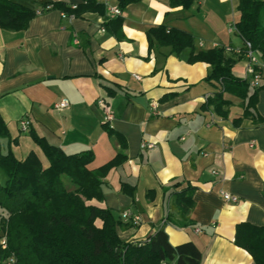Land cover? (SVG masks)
Masks as SVG:
<instances>
[{
  "label": "crops",
  "instance_id": "1",
  "mask_svg": "<svg viewBox=\"0 0 264 264\" xmlns=\"http://www.w3.org/2000/svg\"><path fill=\"white\" fill-rule=\"evenodd\" d=\"M46 1L81 3L20 2L38 10ZM97 1L105 5L103 16L68 17L50 9L25 30L0 27V117L8 132L0 138V153L9 148L23 160L32 152L47 167L31 133L65 154L91 150L90 170L122 153L125 160L103 178V199L92 200L121 222L122 241H143L163 227L171 245L191 241L201 252L200 264H254L233 241L238 223L264 226V76L258 87L249 86V94L257 89L252 115L243 116L246 100L226 92L221 116L203 107L221 89L219 82L205 80L210 65L188 63L189 49L176 56L146 35L164 24L190 33L196 52L228 48L223 52L234 61L233 75L246 81L243 40L229 28L239 20V0H193L187 10L171 7L169 0H137L123 9L118 0ZM114 8L121 14H113ZM117 16L121 38L103 26ZM63 98L69 107L54 110ZM21 120L27 121L24 130ZM142 141L154 146L141 148ZM174 182L179 185L172 187ZM122 183L133 187L132 196ZM187 185L194 188L189 224L164 222L167 194ZM221 191L238 200L225 201Z\"/></svg>",
  "mask_w": 264,
  "mask_h": 264
},
{
  "label": "trees",
  "instance_id": "2",
  "mask_svg": "<svg viewBox=\"0 0 264 264\" xmlns=\"http://www.w3.org/2000/svg\"><path fill=\"white\" fill-rule=\"evenodd\" d=\"M20 1L0 0L1 28L25 30L38 13L50 9H58L68 17H79L84 12L103 16L106 9L97 0H81L74 7L46 1L38 10ZM135 1L118 0V6L123 9ZM192 2L169 0L171 7L184 10ZM238 10L239 20L233 24L236 33L264 59V0H239ZM121 22L117 16L106 19L103 26L117 34ZM146 35L150 44L155 41L159 46H169L176 56L189 49L185 58L188 63L203 61L210 65L205 80L219 82L221 89L206 98L204 108L212 107L214 112L225 116L222 108L228 103L224 97L227 92L246 100L243 116L252 115L257 89L249 94L247 81L233 75L234 61L225 56L223 47L196 52L190 33L164 24L148 29ZM116 36L121 38L120 34ZM102 125L109 134L119 136L107 124ZM7 136L0 117V138ZM31 136L42 148L49 162L47 167L32 152L23 160H17L9 148L0 153V170L6 176L4 183H0V264H200L199 249L191 241L171 245L163 227L143 241H122L117 234L121 222L110 209L92 203L103 199V178L110 167L125 160L124 154L118 153L104 165L90 170L87 165L94 158L91 150L65 154L42 137L34 133ZM178 185V182L171 184ZM122 190L133 194V187L127 188L124 183ZM193 190L187 185L167 194L169 211L164 222L176 226L189 224ZM233 242L251 255L254 264H264V226L238 223Z\"/></svg>",
  "mask_w": 264,
  "mask_h": 264
},
{
  "label": "built area",
  "instance_id": "3",
  "mask_svg": "<svg viewBox=\"0 0 264 264\" xmlns=\"http://www.w3.org/2000/svg\"><path fill=\"white\" fill-rule=\"evenodd\" d=\"M112 12L115 15L121 14V10L119 8L112 9ZM233 24L234 23H231L229 25V28L231 30H235ZM224 49L227 50L228 48H224ZM241 51L246 61V68H245L246 81L250 87L253 88L258 87L262 81V76H264V59H262L256 54V52L252 49L250 42L248 41L243 42V47ZM68 107H69V101L65 98L55 102L52 106V108L56 111H61ZM20 127L23 130L26 129L27 121L21 120ZM153 146H154L153 143H147L145 141H142L140 143L141 148H152ZM220 194L225 201L236 202L238 200V198L235 195H232L226 191H221ZM122 217L127 218L128 213H124ZM132 220L134 223H137L138 217L135 216ZM196 231H199V229H196ZM2 244L5 245V241H2ZM162 264H166V263H162Z\"/></svg>",
  "mask_w": 264,
  "mask_h": 264
},
{
  "label": "rangeland",
  "instance_id": "4",
  "mask_svg": "<svg viewBox=\"0 0 264 264\" xmlns=\"http://www.w3.org/2000/svg\"><path fill=\"white\" fill-rule=\"evenodd\" d=\"M0 173L2 174H0V182H1V184H3L4 183V173L0 170ZM1 232V231H0Z\"/></svg>",
  "mask_w": 264,
  "mask_h": 264
}]
</instances>
